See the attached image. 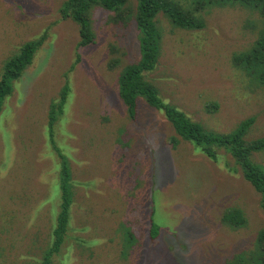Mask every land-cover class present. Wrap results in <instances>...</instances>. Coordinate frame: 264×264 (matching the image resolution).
<instances>
[{
  "label": "rangeland",
  "instance_id": "rangeland-1",
  "mask_svg": "<svg viewBox=\"0 0 264 264\" xmlns=\"http://www.w3.org/2000/svg\"><path fill=\"white\" fill-rule=\"evenodd\" d=\"M67 1L0 0V78L23 45L44 38L0 113V264H42L52 247L65 181L59 154L70 162L73 199L52 264H226L250 255L264 210L232 157L217 148L220 161L209 159L142 98L131 120L119 96L120 74L141 60L137 0H127L125 21L93 7L94 42L85 47L63 15ZM172 1L195 11L193 0ZM201 19L205 28L189 31L157 15L160 57L145 81L209 132L254 119L244 140L264 138V85L233 63L264 30V15L215 6ZM111 45L124 53L117 67ZM66 79L69 102L51 136L50 107ZM252 160L264 167V151ZM229 210H241L245 224L224 222ZM153 212L163 233L157 249L147 234ZM130 232L140 243L124 257Z\"/></svg>",
  "mask_w": 264,
  "mask_h": 264
},
{
  "label": "trees",
  "instance_id": "trees-1",
  "mask_svg": "<svg viewBox=\"0 0 264 264\" xmlns=\"http://www.w3.org/2000/svg\"><path fill=\"white\" fill-rule=\"evenodd\" d=\"M137 2L136 23L140 32L139 50L141 60L138 64L127 67L118 79L119 96L127 108L129 118L133 121L137 119L139 113L138 103L142 98L150 107L164 113L176 133L183 140L194 144L209 159L220 161L216 149H224L232 157L238 168L241 169L245 180L260 195L261 208L264 210V167L252 160L253 153L264 151V138L252 142L244 140L245 135L254 123V119H248L241 123L235 131L229 134L209 132L200 123L191 120L176 106L164 102L159 95V91L152 84H148L143 76L145 72L154 70L159 62L162 37L155 24V19L159 13L163 12L176 27L189 31L201 30L206 26L203 19H201V13L209 7L241 6L264 15V0H193L195 11L183 10L181 4L172 0H137ZM126 3L127 0H68L62 12L64 16L70 17L79 25L81 33L79 45L85 47L94 42V35L90 30L92 8L102 7L107 11L114 12L120 19L125 21L127 18L124 11ZM43 43L44 38L26 43L16 56L5 62L0 78V113L4 100L12 94L14 83L23 76L32 64L35 52ZM110 55L113 56V67H117L121 60L123 63L124 53L116 45L110 46ZM233 63L240 71L264 85V30L248 52L238 53L234 56ZM70 93L69 80L66 79L59 97L50 107L48 129L51 136L54 125L59 119L58 116L62 115L64 108L68 105ZM59 158L63 167L62 175H65V181L62 184L61 214L54 232L55 241L47 251L42 264H52V258L60 251L64 242H62L63 235L68 230L69 211L72 208L70 162L62 154H59ZM223 219L224 222L234 227L243 226L246 222L241 210H229L224 214ZM160 229L161 227L154 220L153 212L147 234L148 242L156 249L158 244L162 243L163 233L160 232ZM175 235L172 233L170 236ZM124 242L123 255L125 257L128 254L130 255L133 248L140 243V237L136 233L130 232L125 235ZM253 246L254 250L251 251L250 255H237L235 260L228 261L226 264H264V230L258 234ZM152 249L153 247L148 250Z\"/></svg>",
  "mask_w": 264,
  "mask_h": 264
}]
</instances>
